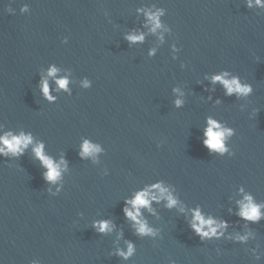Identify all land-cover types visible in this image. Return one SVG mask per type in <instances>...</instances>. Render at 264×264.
I'll use <instances>...</instances> for the list:
<instances>
[{
  "label": "water",
  "instance_id": "obj_1",
  "mask_svg": "<svg viewBox=\"0 0 264 264\" xmlns=\"http://www.w3.org/2000/svg\"><path fill=\"white\" fill-rule=\"evenodd\" d=\"M133 34L143 40L126 39ZM223 72L251 93L225 95L212 83ZM209 117L234 130L225 142L234 156L203 146ZM6 131L33 143L20 157L0 156V264H264V216L237 215L245 195L264 205V7L255 0H0ZM85 140L101 151L82 158ZM40 143L60 163L56 183L42 178ZM157 180L178 203L142 208L156 235H138L123 202ZM195 208L227 221L219 238L190 229ZM100 220L111 231L94 229ZM129 242L124 259L117 253Z\"/></svg>",
  "mask_w": 264,
  "mask_h": 264
},
{
  "label": "clouds",
  "instance_id": "obj_2",
  "mask_svg": "<svg viewBox=\"0 0 264 264\" xmlns=\"http://www.w3.org/2000/svg\"><path fill=\"white\" fill-rule=\"evenodd\" d=\"M255 4L258 6L264 7V2L262 0H255ZM248 6L252 7V0H248ZM25 7L22 11H26ZM163 14L162 10H158L155 14H149L148 19L152 22L153 28L152 31H155L157 28L161 27L158 17ZM131 42L142 41V35H129L126 37ZM62 43H67V39L65 38ZM149 55H154V50L149 53ZM56 67H51L49 70V75H54L57 72ZM229 74L227 72H223L221 74L213 75L212 83L220 82L223 84L226 89L225 95H232L236 93L237 95H248L251 93L252 88L250 85H242L237 77H233L231 79H226ZM85 87H91V82L88 79L83 81ZM57 84L59 89H63L65 91H69L68 84L69 80L66 78H61L57 80ZM41 90L43 93V97L50 102H54V97L50 95L49 85L47 80H44L41 85ZM182 101L176 100L175 105L181 106ZM234 130L230 128H226L222 126V124L212 118H207L205 128L202 131V144L208 150L209 154H218L220 156L225 155L226 153L234 156V152H229V149L226 147V140L228 137L234 135ZM33 143V139L31 134H25L24 132H20L19 134H13L11 131H6L3 135H0V156L8 157L9 155L13 157H20L24 155L25 149L28 148L30 144ZM159 147V146H158ZM44 145L42 143L38 144L33 148V152L35 157L39 159L41 162V166L46 169V171L42 172V178L49 183H56L61 176V168L60 163H56L52 158L48 157L43 152ZM101 148L98 145L90 143L85 140L82 144V151L79 155L83 157L94 156L99 153ZM64 163V161H61ZM243 191V189H240ZM59 189H57V192ZM174 189L170 190V186H165L162 180H157L151 184H146L137 190L133 196L125 199L124 206L122 208V212L126 219L134 222L136 233L138 235H152L155 236L156 232L153 228L149 227L145 220L141 218V209H151V202L160 200H166V207L171 209L176 206L178 203V198L173 195ZM51 195H56V193H52L49 189ZM240 205V210L237 215L245 220L258 222L264 213L261 212V208L264 205L257 204L253 202V197L251 195H245L242 201H238ZM183 211V209H181ZM192 219L189 222L190 229L200 236L203 240L204 238H219L222 235V231L218 232V230L226 229L228 224L227 221H217L212 217H208L207 219L201 213L199 208L192 209ZM93 228L96 229L100 233H104L107 231H111L110 222L108 220H100L95 221L93 223ZM237 240L244 241L247 239L246 236H237ZM134 252V245L129 242L127 245V251L118 250V255L123 257L124 259H128ZM30 264H38V261L33 260ZM169 264H175L174 260H169Z\"/></svg>",
  "mask_w": 264,
  "mask_h": 264
}]
</instances>
